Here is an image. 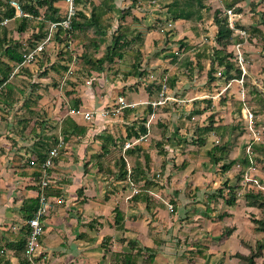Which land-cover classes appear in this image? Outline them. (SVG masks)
I'll use <instances>...</instances> for the list:
<instances>
[{
	"label": "crops",
	"instance_id": "0c3cea01",
	"mask_svg": "<svg viewBox=\"0 0 264 264\" xmlns=\"http://www.w3.org/2000/svg\"><path fill=\"white\" fill-rule=\"evenodd\" d=\"M135 1L116 0L113 3V9L119 16L118 19H114L113 13L112 30L109 32L111 34L125 32L131 40L134 38L136 40L138 32H142L143 48L141 50L145 48L151 51V48H156V41L161 43L167 36V34L164 37L161 36L157 32L159 31L158 29L164 28L172 33V29L175 26L174 23L178 24V21L171 23L169 27L167 23L156 27L152 21L154 19L152 11L149 8H145V6H142L144 11H139L135 6ZM101 2L102 0L99 3H94L100 5ZM55 3L56 7L60 9V14H62L61 11L64 9L66 11L65 0H57ZM125 8H131L130 14L125 13ZM87 13L90 14V11H87ZM13 19L17 20L14 17L12 19L9 18L6 24L0 22V38L9 36L8 24L14 21ZM184 21L190 22L191 20ZM166 24L167 27H165ZM140 25H146L147 31L143 32L139 28ZM216 30H214L215 33ZM187 33L185 30L180 31L176 39H171L170 45L172 46H167V48H175L176 46L172 41L180 39H184L191 46L196 43L202 45L196 46L197 48L204 46L205 42L203 39L198 41L199 38L195 34L192 35L194 32ZM79 36L81 47L79 50L78 48L75 49L80 52H76L73 55H63V57L68 56V62H66L68 71L64 75H61L57 68L52 65L55 63L64 64L61 60L57 61L55 59L57 51L55 56H53L52 52L58 49L54 48L55 41L53 40L49 44L52 48H44L43 52L38 53L34 61L19 70L17 75H15L16 79L20 81L21 79L26 80L27 75L25 74L26 72L24 73V69H28V73H32L33 80L39 83L42 82L43 86L47 83L45 82L47 78L43 76L44 73L49 76H56L57 79L62 78L61 80H66V82L69 79H73L74 75L84 76L88 74L84 79L88 78L91 80V78H95L85 69L84 61L82 65L77 66L79 60H81L78 57L87 55L85 46L89 48L102 47L97 46L95 41L89 39L83 33H79ZM134 40L127 47L128 50L125 51L121 60L120 75H123V77L124 73L131 70L133 59L130 50L134 49L132 48ZM27 46H25V49H27ZM102 46L106 48V45ZM179 46L177 47L179 48ZM70 50L72 51L71 48ZM127 55H129L128 60H126ZM143 55L146 57L148 54L145 55L144 53ZM144 61L145 63L141 69L146 71L145 74L148 77L142 76L140 78L141 82L152 80L150 73L148 74L147 71L151 70L149 69L150 66L155 67L149 65L148 58H145ZM124 64L127 66V70L123 71L122 66ZM153 64L158 65V70L164 68L162 67L164 64L167 65L161 58L153 61ZM37 72H40V78L36 76ZM94 74H102L104 79L108 75L110 80L113 79L108 72H94ZM119 76L113 79L116 80L114 84L116 88L109 83L112 88L103 90L104 92L107 91L105 95L96 94L95 90L82 89L79 94L81 105L78 109L71 107L70 98L64 99L65 96L62 95L61 90L58 89L57 95L54 92H50V98L44 92V89L37 85L36 94L39 92L42 95L37 104H32L29 108H15L17 110L15 111L17 113L16 118H14L15 121L32 118L27 125L25 136H18L13 131L14 127L17 126L16 123H13V115L0 110V232L4 234L2 237L0 236V264H22L24 258L23 252L18 253L16 248L5 246L2 249V246L7 242L6 239L10 240L9 233L19 234L26 226L28 218L25 217L23 209L25 200L38 197V181L34 176H26L20 173L19 166L33 156L32 150L35 147V143L36 145L38 144L36 141L38 136H34L32 129L36 126L39 119H45V117L48 123L41 131V134L46 138V141L53 138V136H57L59 142L63 141V143L59 149L60 155L55 158L49 170L50 183L55 190H58V194L49 196L51 208L43 221V254L38 264H115L116 254L129 251L127 243L122 242V238L137 240L139 246L144 249H154L156 257L153 264H191L182 256L187 255L185 250L182 251L175 248L177 243L181 242L179 237L182 235H180V232L173 233L171 227L175 229V226L179 225L178 227L181 230V224H184V221L207 219V215L203 212L207 210L208 206L214 210L216 204L211 202V204H206L207 206L201 204V208H196L195 204H180L176 200L177 207L171 202V198L166 201L162 197L166 193L169 197L176 196V199L179 198L178 194L181 193V188L171 186L168 177H171L170 174L173 173L172 161L174 160L171 157H176L173 150L179 149L184 142L180 141L181 144H178L180 139L172 134L171 137L167 132L166 135L171 137L169 140L163 138L164 132L157 140L149 137L152 128L150 126H152L151 123L155 120V117L157 116L155 122L158 125L159 120H161L159 112H163L160 109L164 108V106L159 104L154 107L153 113L148 115L147 125L148 128L150 127L149 133L142 137L148 145L147 149L141 152L132 150L133 146L139 145L142 139L135 137L126 138L127 125L131 123L130 121L136 119L135 117L140 110L145 114L144 107L146 106L142 105L149 100V92L142 90V87L139 88V91L136 88L135 91H130L131 88H129V85L127 86L128 83L118 79ZM15 77L10 78V80L13 81ZM130 77L135 78L134 76H129L128 78ZM124 80L127 81L126 77H124ZM72 83L73 85L71 86H74L75 82L72 81ZM123 85H125V89ZM70 89L68 85L66 90L69 92ZM31 94L32 90L28 89L22 98L30 97ZM73 95L70 94V96ZM119 96L125 97L127 102L126 106L123 105L122 108L118 101ZM109 102L111 103L107 104ZM86 114H90L91 117L87 118ZM2 116L4 117L3 120H1ZM69 117L72 118L71 122H67ZM75 124L86 126V131L83 134L71 135L68 140H64L65 133L63 131L65 132V129L66 131L69 129L74 130ZM37 126L39 125L37 124ZM172 138H176L175 141ZM159 141L161 142L160 146L157 145ZM103 143L109 145L110 151L108 153L103 152ZM127 144L130 145L126 146ZM164 146L173 148L171 153H166ZM6 148L8 150L3 152V149ZM121 156H124L127 161L128 174L126 178H119L109 171V164L115 162ZM142 156L148 157L146 161V166L148 164L146 167L147 171L150 164H156L155 168L164 173L163 179L165 182L154 179V176L152 178L154 183H151L145 189V187L139 186L141 181L136 182L132 179V176L138 173L136 166L138 161L142 160ZM193 159L192 161H194ZM188 165H191L190 160ZM152 169L153 165L150 170ZM199 172L197 171V173ZM201 173L199 174L201 175ZM147 174L144 177L145 180L148 179L146 178ZM136 186H139L140 190L148 191L150 195L143 192V195L136 199L134 196L137 190ZM117 207L125 212L124 227L122 228L116 225ZM179 209L181 210L180 212H178ZM191 209L193 212L190 211ZM226 211L231 213V210L226 209ZM171 212L177 213L173 219L170 218ZM185 212H187L188 216H184ZM216 215L217 212L213 211L210 218L212 219ZM159 226H162L163 231H165L164 234H160ZM144 252L147 254L146 251ZM138 262L144 264L145 257H139Z\"/></svg>",
	"mask_w": 264,
	"mask_h": 264
},
{
	"label": "rangeland",
	"instance_id": "374dc122",
	"mask_svg": "<svg viewBox=\"0 0 264 264\" xmlns=\"http://www.w3.org/2000/svg\"><path fill=\"white\" fill-rule=\"evenodd\" d=\"M168 1L169 0H136L134 2L136 4V8L139 11H144L142 6H145V8H149L150 11H152L154 18L152 21L156 27L161 26L163 23H167L169 27L171 26V23L173 24L175 21H178V24L174 23L175 26L172 29V33L164 28L161 30L158 29L159 31L157 32L160 33L161 36L164 37L167 34L165 40L161 43L156 41V48H151V51H148L144 48L141 54L142 66L145 63V58H148L149 65L155 66H150L149 69L151 70L147 71L148 74L150 73L151 79H158L161 72L164 70L168 71L173 67H175L177 70L175 74L167 75V84L169 86L168 96H170V98L164 104H161L164 106V108L160 109V111L163 110V112H159L161 117V120H159V125L155 122L157 118L156 116L155 120L151 123L152 126H150L152 128L149 137L153 138L154 140H157V138L162 135V132L166 131L168 134L175 135L178 139H180L178 144H181L182 141L184 142L182 146L180 145L179 149L173 150V153L176 154V157H171V159L174 160L172 161L173 173L170 174L171 177H168V180L170 179L169 184L171 186L181 188V193L178 194V199H176V196L169 197L166 195V193L162 197L165 198L166 201L171 198V202L174 204V206H177L176 200H178L180 204H195L196 208H201V204H209L208 194L214 192L215 190L223 188L224 198L230 195L229 188H227L225 185L226 181L229 180L228 186H239L237 189L238 200L236 204L227 205L224 202L223 197L218 198L217 200L214 199L212 201V204H216V208L212 210L210 214L212 215L213 211L217 212V215L214 218L211 219L207 216V219H191V221H184V224H181V230L178 227L179 225L175 226V229L171 227L173 233L180 232V235L183 236L179 237L181 242L177 243L175 248L177 250H185L187 255L182 256L183 258H186L191 264H239V258L236 256V253H249V248L246 243H254L255 240L260 239L263 235L262 232L256 229L255 223L252 221L254 216L262 217L263 214L259 209L247 206L245 197L247 189L250 188H255L256 190L261 189V191H264V183L262 182L264 181L263 164L258 163L256 167H251L247 174L242 175L241 158H243L247 153L251 152L250 145L253 142H264V111H259L261 105L264 104V51L261 41L254 35L252 36L248 30V27H250V25L254 22L257 23V21L260 28L264 30V23L262 22L264 20V0H242L238 3V6L242 8L241 12L232 10L229 13V10L226 11L228 14L229 26L231 28L234 26L232 29L234 30L235 35H239V37H243L244 39L240 43L230 44L228 46V52L234 53L233 60L236 61L238 66L242 69V77L240 79H233L230 81H228L227 78L223 76V72L225 71L223 68L215 71V79L208 78V71L211 68L209 58L199 59L202 64V67L199 68L196 56L197 53L203 48H197L196 46H202L201 44L196 43L192 45L191 48L186 49L180 48L178 44L174 43L175 41H172L176 47L167 48V46H172L170 45L171 39H176L179 35V32L185 30V32H188L187 34H189L191 31L194 32L192 35L195 34L196 37L199 38L198 41L203 39L205 42L204 46L208 45V47L205 48L206 52L208 54H212L213 45L215 44L214 30L217 28L214 12L216 8L222 7V1L205 0L207 6H209L210 9L204 11V19L202 21L191 20L190 22L184 20H174L173 18H170L166 12V7L164 6ZM92 2L99 3L100 0H82L81 3L78 4V8L85 9V11H90ZM253 2L257 3L256 7H253ZM65 4L67 5V3ZM45 9L46 7L41 8V12L43 14ZM128 9L131 11V8ZM128 9L125 8L124 10L128 11ZM61 13L66 15L65 9L61 11ZM118 16V13L114 11V19H118ZM21 18H16L17 20L13 19L14 21H11L8 24L10 34L7 37L14 36L16 40L23 42L25 46L28 45L26 48H33L32 46L30 47V41L34 42V44L38 43L34 41V37L32 35L34 31L32 27L29 26L28 29L24 31V33H19L17 31V25L19 24V20ZM32 20L33 17H29V25H31L33 22ZM238 22L242 25V27L237 25ZM50 24L51 22L47 23L48 30L50 28ZM167 24L165 27H167ZM139 28L142 29L143 32L147 31L146 25H140ZM111 30L112 29L109 31ZM52 41H49L47 44H45L44 48H52L49 46L50 42ZM54 41V48L59 49L52 52L53 56H55L56 51L58 52L55 56L57 61L61 60L62 62H68V56L63 57L64 54L73 55L76 52H80L78 50L81 47V44L79 43L74 45L75 40L71 41L68 47H66L64 42H60L56 39ZM141 44H143V40L137 38L134 40L132 48L136 50L141 46ZM177 46H179V48ZM101 47L102 48H89L88 46H85L84 48L87 50L85 53L88 56H101L105 50L103 46ZM66 48H69L68 51H65ZM75 48H78V50ZM144 53L145 55H148L144 57ZM172 53L177 54V58H172L171 55H169ZM82 57L83 55L78 57L81 58V60H79L77 66L83 64ZM126 58V60H128L129 55H127ZM158 58H161L163 62L167 64H164L162 66L164 68L159 70L158 65L156 66L153 64V61H156ZM186 60L188 62L191 61L192 66H194L192 73L190 72L191 70H189L190 68ZM126 67L127 66L124 64L122 66V70H127ZM24 73L27 75L26 80L21 79L20 81L16 79L17 77H15L13 82L17 86L22 87L24 90H31L32 87L30 80L31 78L33 80L32 73H28V71L25 69ZM87 75L88 74L84 76L76 75L77 77L74 75V80L69 79V81L66 82V80H61L62 78L57 79L56 76L53 77L44 73L43 76L47 78H45V82H47L45 83L46 85L43 86L42 82L36 83L38 87L44 89V92H46L50 98V92H54V94L57 95L58 89L61 90L62 95L65 96H63L64 99H68L70 97H76L79 99V94L84 88L85 90H95L96 94L98 93L101 95H105V92L107 91L104 92L103 90L112 88V85L114 88H116V86H114L116 80H110L108 75L104 79L102 78V74L99 75L92 73L90 75H92V77L94 76L95 78H91V80L88 78L84 79V77ZM146 75L147 74L143 76L148 77V75ZM36 76L40 78V72H37ZM174 76H177V79L176 81L174 80V85H172ZM124 77L123 75H120L118 79L127 82V86L129 85V88H131L130 91H135V88L139 91V88L141 87L142 90H147L148 84H151L150 81H138L137 83L136 81L138 76H135V78H126L127 81L124 80ZM72 81L75 82L74 86H71L73 85ZM68 85L71 88L69 92L66 90ZM123 87L125 89V85H123ZM70 94L75 95L70 96ZM158 99H156V101ZM154 102L153 107L157 106ZM18 103L19 104L17 107L22 104L20 102ZM110 103L111 102L107 104ZM148 104L149 100L146 101L144 105H142L146 106L144 107L145 111L148 109ZM17 107L15 108L17 109ZM197 108L205 110L202 113H192V111ZM16 109L12 111L13 113L11 112V115H13V120L17 115L15 112L17 111ZM142 112L143 111L140 110L135 117L136 119H133V121L142 120V118L146 116ZM3 119L4 117L2 116L1 120ZM133 121L130 122L132 123ZM212 123L214 127L217 126V129L214 131L203 134L197 129L200 126H209ZM202 135H204L207 140V142L203 145L199 143V136ZM173 139L175 141L176 138H172V140ZM225 142H227L228 152L226 161L237 158L238 163L235 164L229 171L223 173L220 167L222 162L216 165L213 164L206 152L214 145ZM164 147L166 153H171L173 148H170L169 146ZM4 150L8 149H3V152ZM192 159L194 161H192ZM186 160H190L191 162V165H186L187 168L186 166H183V162ZM141 162L146 164L145 157L142 156ZM152 165L153 169L150 170ZM155 165L156 164H150V167H148V174L146 177L149 180L148 184L149 182H153L152 178L154 176V179L165 182L163 179L164 173L158 171V169L155 168ZM197 171L202 172L201 175L199 174L200 172L197 173ZM145 184L146 180L144 178L139 183V186L145 187L146 189V187L151 185ZM139 186H136L137 190L140 189ZM142 192L150 195L149 192L144 191V189ZM226 209L231 210L230 215H227L222 219L219 218V215L225 212ZM180 211L181 210L179 209L178 212ZM190 211L193 212L192 209ZM176 214L171 212L170 218L173 219L174 215ZM185 215L188 216L187 212L184 213V216ZM226 227H232L233 231H229V234L222 235ZM158 228L161 232L160 234L165 233V231L162 229V226H159ZM199 246H204L206 249L207 257L205 259L196 256V250ZM256 262V264H264V253L261 257L256 259Z\"/></svg>",
	"mask_w": 264,
	"mask_h": 264
},
{
	"label": "trees",
	"instance_id": "16d2710c",
	"mask_svg": "<svg viewBox=\"0 0 264 264\" xmlns=\"http://www.w3.org/2000/svg\"><path fill=\"white\" fill-rule=\"evenodd\" d=\"M22 4L24 11L29 15L22 17L19 20V24L17 25V31L19 33H24L28 29L29 26L33 29V37L36 43L42 41L48 35L47 23L49 22H60L65 19V15L60 14V9L54 5L57 0H19ZM82 0H77V4H80ZM116 0H102L100 5H96L94 2L91 3L90 14L85 11V9L78 8L77 13L72 19L71 28L64 29L63 26H59L57 31L54 33V37L52 40H58L60 42H64L66 47L70 45V42L75 40V44L80 43L79 33H83L88 36L89 39L95 41L97 46L106 45V48L101 56H88L85 55L82 57L85 66V69L89 74L94 72H108L113 79H116L121 73V60L124 57L125 51L128 50L127 47L131 45V42L135 39H130L127 37L125 32L118 33H109L113 23V3ZM222 7L216 8L215 14V22L217 25V30L214 36L215 44L213 45L212 54H208L206 49L208 45L203 46L202 50L197 53V63L199 68L202 67V64L199 59L209 58L210 59V70L208 71V78L215 79L214 73L220 68H223L225 71L223 72V76L227 78L228 81L233 79H240L242 77V69L238 66L236 61L233 60L234 53L228 52V46L230 44H236L242 42L243 37H239V35H235L234 30L229 26V19L227 10H236L238 12L242 11V8L238 6L239 1L242 0H221ZM253 7L257 6V3L253 2ZM166 12L173 18L174 20H199L202 21L205 17L204 11L210 9L207 6L205 0H169L165 5ZM46 7L44 14L41 12V8ZM127 11V10H126ZM15 8L11 6L10 0H0V22H2L6 18H14L15 17ZM127 14H130V10L128 9ZM29 17H33V22L29 25ZM264 23V20L262 21ZM237 25L242 27V25L238 22ZM249 33L257 37L263 47L264 51V30L260 28L257 23L254 22L248 27ZM48 31V32H47ZM246 33V32H245ZM143 40L142 32H138L136 39ZM51 40V41H52ZM174 43L180 45V48L185 47L186 49L191 48L190 44H187L184 39L176 40ZM37 44L30 41V47H35ZM143 44L138 49H131L130 53L132 54L133 62L131 64V70L129 72L124 73L125 77L129 76H138V80L145 75V70L142 68L141 62V54ZM68 51V48L65 49ZM26 52L25 44L19 40H16L14 37L0 38V110L10 114L15 107L18 106V102L22 101V104L17 107L19 108H29L32 104H37L38 100L41 98V94L39 92L36 94L37 83L34 80H31V90L32 94L30 97L22 98V96L26 93L22 87L17 86L13 81L10 80L12 73L20 66L21 62L24 59V53ZM68 55V54H67ZM172 58H177V54H169ZM65 61V60H64ZM64 64L55 63L52 64L53 67L57 68V70L64 75L68 71V66L66 62ZM189 65L190 72H193V67L191 61H187ZM26 71L29 72L27 69ZM176 68L173 67L171 70H164L161 72L158 79H152L150 81L151 84H148L147 91L149 92V104L148 109L145 111V117L142 120L133 121L132 124H129L127 130L126 138H137L142 139L143 136L147 135L149 132V128L147 126L148 115L152 114L155 110L153 107V102L159 97V93L162 89L163 82L166 78L168 79V74H175ZM177 76H174L172 85H174V80L176 81ZM35 94V95H34ZM211 102L210 100H208ZM70 105L73 109H78L81 105V100L76 97H70ZM205 109H194L192 113H202ZM259 111H264V104L261 105ZM213 115V114H212ZM72 118H68L67 122H71ZM31 119L25 118L19 121H13L17 126L14 127L15 133L18 136H25L27 125ZM48 123L46 119H39L37 124L39 126H34L32 131L34 136H38L37 145L35 143V147H33L31 158L24 161L19 166V172L22 174L34 176L35 179L39 183V192L41 181L47 171L49 173L50 168H46L44 163L49 157L50 151L53 147H57L59 144V139L57 136H53L50 140L46 141V138L41 134V131ZM258 124V123H257ZM15 125V124H14ZM86 126H79L75 124L74 130L65 129L64 140H68L69 136L75 134H83L86 131ZM200 133H208L210 131H214L217 129V126L214 127L213 123L209 126H200L197 128ZM13 130V131H14ZM163 138L169 140L171 137L166 135V131L163 133ZM108 139V138H107ZM207 142L206 137L204 135L199 136V143L205 144ZM161 142H158V146H160ZM147 143L144 139L141 140L139 145L133 146L132 150L141 152L142 150L147 149ZM251 152L247 153L243 158H241L242 169L241 174H247L251 167H256L258 163L263 164L264 168V142L255 143L253 142L250 145ZM127 150V151H132ZM60 151V150H59ZM110 151L109 145L103 143V152L108 153ZM207 155L210 157V160L213 164H221V171L226 173L229 171L235 164L238 163V159H230L226 161L227 158V142L222 144H216L212 148L207 150ZM60 155V154H59ZM58 155V156H59ZM57 158V157H56ZM147 161V157H145ZM55 161V159H54ZM188 161L183 162V166H186ZM146 164H143L141 161H138L136 166V171L138 173L132 176L134 181L139 182L144 179L146 176L147 169ZM88 169V168H87ZM109 171L113 172L119 178H126L128 174L127 161L124 156L118 157L115 162H111L109 164ZM133 175V174H132ZM146 180L145 185H149L154 182H149ZM228 181L225 182L227 188H229V196L224 198V190L220 188L215 190L212 193L208 194L209 204L214 199H218L223 197L224 202L227 205H234L238 200V191L239 186H228ZM264 183V181H262ZM45 194L48 196H53L58 194V190H55L53 185L49 183V185L44 190ZM143 195L142 190H137V193L134 194L135 198L138 199ZM246 204L249 207L257 208L263 214L262 217H253L252 221L255 223V227L258 231L262 232V237L260 239L255 240L254 243H246L249 248V253L237 252L236 256L239 258V264H256V259L261 257L264 253V191L261 189L256 190L255 188L247 189L246 194ZM39 194L37 198H28L24 202V213L25 217L30 218L33 212L39 206ZM201 211V210H199ZM212 208L208 206L207 210L203 213L208 217H211L210 213ZM229 216L230 213L225 211L219 215V218H224L225 216ZM125 220V212H123L120 208H116V225L117 227H124ZM30 227L26 223V226L19 234H11L9 233L10 240L6 239V243L4 246H10L12 248H16L18 253L24 254L27 236L29 234ZM233 231L232 227H226L222 233V235L229 234ZM7 233V232H6ZM4 234L0 232V236L2 237ZM122 242H126L128 245L129 251L122 252L116 254V263L115 264H140L138 262V258L141 256L145 257L144 264H153L155 261L156 253L152 248H143L139 246V242L137 240H128L127 238H122ZM147 254H145V252ZM196 256L202 259L207 257L206 249L203 246L197 247ZM1 257V256H0ZM115 260V259H114ZM22 264H30L27 258L24 255L22 260Z\"/></svg>",
	"mask_w": 264,
	"mask_h": 264
},
{
	"label": "built area",
	"instance_id": "2783aa9c",
	"mask_svg": "<svg viewBox=\"0 0 264 264\" xmlns=\"http://www.w3.org/2000/svg\"><path fill=\"white\" fill-rule=\"evenodd\" d=\"M65 1L67 3L65 19H63L60 22H51L48 35L43 39V41L41 43H38L33 48L26 49V52L24 53L23 61L21 62L20 66L12 73L11 78L15 77V75H17V73L19 72V70H21L22 67L34 61L38 53L43 52L45 44H47L49 41L52 40L54 33L57 31L60 25L63 26L64 29L71 28V22L73 17L77 13L78 4H77V0H65ZM10 4L16 10L15 18L28 16V14L24 11L22 4L19 0H10ZM231 11L232 10L229 9V13ZM8 21L9 18H6L2 21V23L6 24L8 23ZM232 28H234V26ZM168 87L169 86L165 79L162 85V89L160 91V97L156 102H154L156 105L164 104L170 98V96H168V92H169ZM118 101L121 104V108L123 107V105L126 106L127 102L125 100V97L119 96ZM86 115L87 118L91 117L90 114H86ZM62 143L63 141H60L57 147H54L50 151L49 157L44 163V166L46 168H50L53 165L54 159L59 155V149L62 146ZM49 183H50L49 173H47L46 171L41 181L40 192H39V200H40L39 206L33 212L32 216L27 219V224L30 227V231L27 236L24 255L30 264H38L39 259L42 258V254H43V243H42V236L44 234L43 221L46 218V216L49 214V210L51 208L50 200L48 196L45 194L44 190L49 185Z\"/></svg>",
	"mask_w": 264,
	"mask_h": 264
}]
</instances>
